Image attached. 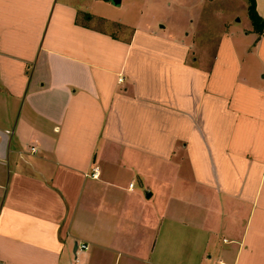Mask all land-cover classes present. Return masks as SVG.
Masks as SVG:
<instances>
[{
    "label": "crops",
    "instance_id": "1",
    "mask_svg": "<svg viewBox=\"0 0 264 264\" xmlns=\"http://www.w3.org/2000/svg\"><path fill=\"white\" fill-rule=\"evenodd\" d=\"M88 4L0 0V264H264V34L209 55Z\"/></svg>",
    "mask_w": 264,
    "mask_h": 264
},
{
    "label": "rangeland",
    "instance_id": "2",
    "mask_svg": "<svg viewBox=\"0 0 264 264\" xmlns=\"http://www.w3.org/2000/svg\"><path fill=\"white\" fill-rule=\"evenodd\" d=\"M81 1L90 3V23L98 28L122 37L146 29L209 55L223 33L242 37L253 28L248 0H121L118 6L105 0ZM255 2L264 12V0ZM76 264L86 263L79 256Z\"/></svg>",
    "mask_w": 264,
    "mask_h": 264
},
{
    "label": "trees",
    "instance_id": "3",
    "mask_svg": "<svg viewBox=\"0 0 264 264\" xmlns=\"http://www.w3.org/2000/svg\"><path fill=\"white\" fill-rule=\"evenodd\" d=\"M247 11L254 32H256L259 35L264 34V19L258 14L256 10L255 0H248Z\"/></svg>",
    "mask_w": 264,
    "mask_h": 264
},
{
    "label": "built area",
    "instance_id": "4",
    "mask_svg": "<svg viewBox=\"0 0 264 264\" xmlns=\"http://www.w3.org/2000/svg\"><path fill=\"white\" fill-rule=\"evenodd\" d=\"M6 133L8 135L11 134L9 131H6ZM98 175H99L98 174V170H97V168H95V169H93V172H92V174L90 176L93 177V178H97ZM130 187H132V184L130 185ZM87 249H88V246L86 244H84V243H81V244L78 245V250L79 251H86Z\"/></svg>",
    "mask_w": 264,
    "mask_h": 264
},
{
    "label": "water",
    "instance_id": "5",
    "mask_svg": "<svg viewBox=\"0 0 264 264\" xmlns=\"http://www.w3.org/2000/svg\"><path fill=\"white\" fill-rule=\"evenodd\" d=\"M105 1H107V2H111L113 5H120V1L121 0H105Z\"/></svg>",
    "mask_w": 264,
    "mask_h": 264
}]
</instances>
